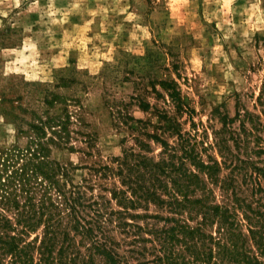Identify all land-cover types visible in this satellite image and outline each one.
<instances>
[{"label":"rangeland","instance_id":"rangeland-1","mask_svg":"<svg viewBox=\"0 0 264 264\" xmlns=\"http://www.w3.org/2000/svg\"><path fill=\"white\" fill-rule=\"evenodd\" d=\"M263 77L264 0H0V151L24 145L14 118L22 115L20 106L41 113L51 93L79 100L96 134L94 147L87 155L76 142L81 149L52 153L69 167L75 183L85 177L94 183L98 176L91 167H116L114 158L124 147L137 148V133L120 122L117 108L136 128L140 121L157 123L153 107L166 110L182 132L206 144L220 126L212 110L232 116L236 95H256ZM163 81L177 90L181 109ZM136 96L149 103L148 110ZM245 101L250 107L249 98ZM165 138L176 142L175 135ZM150 146L148 154L158 159L161 146L152 141ZM207 153L215 155L214 149ZM103 181L130 196L120 177ZM99 192L109 200L108 210L116 211L104 223L107 246L121 264H153L159 253L154 230L174 224L153 215L170 214L150 203L132 212L152 216L132 220L97 184L86 196L96 199ZM187 216L184 211L180 218L194 226L196 219ZM132 221L142 228H131ZM96 264L105 262L96 256Z\"/></svg>","mask_w":264,"mask_h":264},{"label":"trees","instance_id":"trees-1","mask_svg":"<svg viewBox=\"0 0 264 264\" xmlns=\"http://www.w3.org/2000/svg\"><path fill=\"white\" fill-rule=\"evenodd\" d=\"M161 85L181 109L172 83ZM236 96L232 116L219 107L212 110L220 126L206 144L182 132L166 110L153 107L157 123L140 121L136 128L127 123L133 118L117 108L120 122L137 133V148L124 147L114 158L116 167H91L98 176L94 183L86 177L75 183L69 167L52 157L55 149H81L76 142L85 145L87 155L94 147L96 134L79 100L51 93L41 113L20 106L22 115L14 118L24 145L0 151V264H96V256L105 264H121L107 246L104 225L116 211L108 210L103 193L96 199L86 196L96 184L132 220L152 216L132 212L146 210L150 203L170 214L153 215L174 223L154 230L159 253L153 264H264V77L256 95ZM134 99L148 110L149 103ZM166 135H175L176 142L170 143ZM151 141L161 146L158 159L148 154ZM108 176L120 177L130 196L115 185L107 187L103 180ZM184 211L188 220L196 219L194 226L180 218ZM131 228L142 227L132 221Z\"/></svg>","mask_w":264,"mask_h":264}]
</instances>
